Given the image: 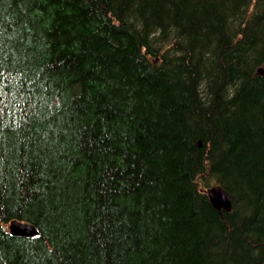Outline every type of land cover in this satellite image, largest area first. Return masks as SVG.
Wrapping results in <instances>:
<instances>
[{
  "label": "trees",
  "instance_id": "trees-1",
  "mask_svg": "<svg viewBox=\"0 0 264 264\" xmlns=\"http://www.w3.org/2000/svg\"><path fill=\"white\" fill-rule=\"evenodd\" d=\"M263 64L264 0H0V264H264Z\"/></svg>",
  "mask_w": 264,
  "mask_h": 264
},
{
  "label": "water",
  "instance_id": "water-1",
  "mask_svg": "<svg viewBox=\"0 0 264 264\" xmlns=\"http://www.w3.org/2000/svg\"><path fill=\"white\" fill-rule=\"evenodd\" d=\"M256 73H264V64L256 67ZM207 196L211 204L217 209L229 211L231 199L229 193L220 184H212L207 189ZM9 232L17 236H32L38 233L37 227L27 221L12 220L8 226Z\"/></svg>",
  "mask_w": 264,
  "mask_h": 264
},
{
  "label": "bare ground",
  "instance_id": "bare-ground-1",
  "mask_svg": "<svg viewBox=\"0 0 264 264\" xmlns=\"http://www.w3.org/2000/svg\"><path fill=\"white\" fill-rule=\"evenodd\" d=\"M233 14V13H232ZM114 15V14H113ZM228 15V14H227ZM238 16V15H237ZM221 17H222V14H221ZM226 18V17H225ZM233 19V18H232ZM223 20V19H222ZM225 21V20H224ZM238 21V20H237ZM228 22V21H227ZM221 24V23H220ZM222 28V27H221ZM229 28V27H228ZM226 29V28H225ZM219 33V32H218ZM221 42V41H220ZM219 43V42H218ZM222 45V43H221ZM219 46V45H218ZM229 47V46H227ZM242 48V47H241ZM179 49V48H178ZM261 49V48H260ZM225 50V49H224ZM182 52V51H181ZM189 53V52H188ZM226 53V52H225ZM226 55V54H225ZM242 55V54H241ZM216 56V55H215ZM255 56V55H254ZM181 59V58H180ZM216 59V58H215ZM232 59V58H231ZM182 60V59H181ZM227 60V59H226ZM253 60V59H252ZM230 61V60H229ZM190 62V61H189ZM241 63V62H240ZM236 65V64H235ZM244 67V66H243ZM2 68V67H1ZM240 68V67H239ZM193 69V68H192ZM4 70V69H3ZM236 74V73H235ZM226 78V77H225ZM216 94V93H215ZM213 96V95H212ZM209 100V99H208ZM200 143V142H199ZM231 199V198H230ZM232 201V200H231ZM232 205V204H231ZM240 218V217H239ZM236 219V218H235ZM26 221V220H25ZM28 221V220H27ZM237 221V219H236ZM237 223V222H236Z\"/></svg>",
  "mask_w": 264,
  "mask_h": 264
}]
</instances>
